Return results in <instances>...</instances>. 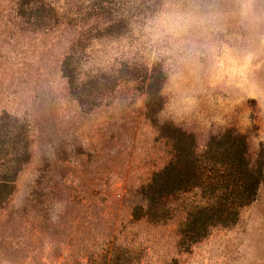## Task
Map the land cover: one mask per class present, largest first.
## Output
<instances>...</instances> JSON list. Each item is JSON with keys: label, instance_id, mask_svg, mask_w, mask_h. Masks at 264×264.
<instances>
[{"label": "rangeland", "instance_id": "374dc122", "mask_svg": "<svg viewBox=\"0 0 264 264\" xmlns=\"http://www.w3.org/2000/svg\"><path fill=\"white\" fill-rule=\"evenodd\" d=\"M156 1L155 11L137 22L129 37L97 45L102 52L86 80L97 87L111 82L115 73L110 74V67L122 60L138 70L161 64L167 75L165 103L157 116L161 124L193 133L201 151L212 136L233 129L247 137L255 165L264 154V0ZM14 12L11 0H0V117L8 111L28 119L35 138L34 157L20 175L14 204L27 201L38 177L41 129L61 141L73 130L92 150L101 147L104 153L97 167L76 163L64 168L57 196L78 207H70L68 236L116 235L137 251L138 264H264V182L236 225L215 227L187 251L179 246L178 220L166 225L132 221L129 191L164 167L169 154L158 128L144 115L145 96L139 94L131 103L133 78L125 73L129 83L121 85L113 103L109 98L97 109L81 106L77 90L70 89L61 71L60 26H25L12 20ZM127 15L140 17L133 8ZM165 18L178 21L179 27L169 30L154 23ZM83 85L73 87L81 90ZM94 93L91 99L96 100ZM48 201H57L56 195L51 193ZM63 238L59 259H47L44 252L43 262L67 264L72 259L78 241Z\"/></svg>", "mask_w": 264, "mask_h": 264}, {"label": "trees", "instance_id": "16d2710c", "mask_svg": "<svg viewBox=\"0 0 264 264\" xmlns=\"http://www.w3.org/2000/svg\"><path fill=\"white\" fill-rule=\"evenodd\" d=\"M11 1L13 21L34 27L53 22L60 26L64 42L61 71L63 78L69 80L70 89L77 90L81 106L97 109L109 98V105L113 103L117 90L124 82L129 83L124 79L125 73L133 78L135 92L131 103H135L137 95L145 96L144 115L158 128L160 138L169 146V154L164 167L129 191L127 202L133 222L166 225L178 220L179 246L183 251L205 239L215 227H231L239 222L243 209L258 199L264 182V154L253 165L245 135L228 129L212 136L201 151L193 133L173 123L161 124L157 116L165 103L162 91L167 75L159 63L138 70L122 60L110 67V74L115 73L111 82L97 87L86 80L90 78V66H96L97 55L102 52L97 45L129 37L135 24L143 23L141 19L155 11L156 0ZM130 8L139 11L138 19L127 15ZM79 82L84 83L81 90L73 87ZM93 93L96 100L91 99ZM38 141L42 150L39 174L27 201L17 206L13 196L22 171L34 157L35 138L28 119L22 120L8 111L0 117V264H48L43 262L44 252L48 253L47 259L58 260L63 237L78 241L71 249L76 252L63 256L72 257L67 264H138L137 251L116 235L96 239L88 234L76 237L65 233L70 207H78L76 201H59L57 196L59 184L66 178L64 168L76 163L97 167L103 148L92 150L84 137L73 130L61 141L44 128ZM86 153L90 159L85 158ZM51 193L57 201H48ZM57 203L63 207L58 222L53 224L49 213ZM46 244H50L49 249Z\"/></svg>", "mask_w": 264, "mask_h": 264}, {"label": "clouds", "instance_id": "9594fccd", "mask_svg": "<svg viewBox=\"0 0 264 264\" xmlns=\"http://www.w3.org/2000/svg\"><path fill=\"white\" fill-rule=\"evenodd\" d=\"M154 23L157 24L158 26L167 28L169 30L176 28V27H179V22L178 21H172L170 18L158 19ZM62 207H63V205L61 203H57L54 206V209L52 211H50V213H49L50 220L53 224L58 222L59 212H60Z\"/></svg>", "mask_w": 264, "mask_h": 264}]
</instances>
